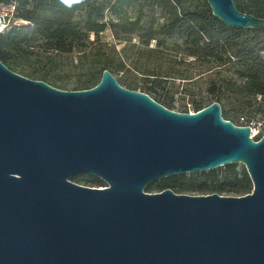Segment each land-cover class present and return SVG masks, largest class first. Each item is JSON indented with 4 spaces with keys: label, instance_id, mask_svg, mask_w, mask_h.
Wrapping results in <instances>:
<instances>
[{
    "label": "water",
    "instance_id": "water-1",
    "mask_svg": "<svg viewBox=\"0 0 264 264\" xmlns=\"http://www.w3.org/2000/svg\"><path fill=\"white\" fill-rule=\"evenodd\" d=\"M207 1L227 26L264 30L234 0ZM238 163L245 196L145 191ZM0 264H264V135L225 120L219 102L168 109L109 70L66 91L0 60Z\"/></svg>",
    "mask_w": 264,
    "mask_h": 264
},
{
    "label": "rangeland",
    "instance_id": "rangeland-1",
    "mask_svg": "<svg viewBox=\"0 0 264 264\" xmlns=\"http://www.w3.org/2000/svg\"><path fill=\"white\" fill-rule=\"evenodd\" d=\"M95 1L107 6L103 19L106 29L98 35H89L92 43L82 47L85 51L76 49L70 54L53 56L52 62L39 61L33 55L30 62L25 63L26 68L47 73L48 83L58 89L75 91L77 84L88 78L93 68H96L95 62L103 60V64L98 65L99 69L102 66L108 68L125 88L127 87L122 83L127 82L138 85L136 91L143 92L144 85L158 80L168 97L174 101V110L178 112H196L195 104L207 106L217 102L216 96L229 97L224 101L225 119L228 116L237 126H249L255 140L264 135V98L234 93L236 85L241 86L245 82L235 74L236 69L224 64V61L217 62L203 55L191 56V47L186 43L185 37L178 34L167 35L162 31L176 13L196 12L211 19V7L207 0H182L180 4L175 0ZM234 1L235 4L240 1L243 4L260 5V2L254 0ZM18 6L20 9V5ZM11 25L33 28L31 22L18 18L12 20ZM98 78L99 81L102 79V72ZM241 105L245 108L244 112L237 111ZM252 117L255 119L251 121ZM238 168L246 169L241 163H238ZM72 180L86 187H108L105 181L99 178L96 180L91 175H78ZM145 191L159 192L156 189ZM177 194L199 196L212 193L196 191ZM248 194L250 193L231 192L219 195L241 197Z\"/></svg>",
    "mask_w": 264,
    "mask_h": 264
},
{
    "label": "trees",
    "instance_id": "trees-1",
    "mask_svg": "<svg viewBox=\"0 0 264 264\" xmlns=\"http://www.w3.org/2000/svg\"><path fill=\"white\" fill-rule=\"evenodd\" d=\"M181 1L175 0L177 4ZM254 1L260 2V5L243 4L238 1L236 6L243 13L264 18V0ZM18 5L21 8H18L16 18L31 22L33 28L25 29L9 23L6 30L0 33V60L12 71L31 79L49 82L47 73L26 68L25 63H29L33 55H36L39 61L52 62L53 56L70 54L76 49L85 51L82 47L92 43L89 41V35H98L106 29L103 19L107 6L95 0H81L80 3L71 5L66 4L64 0H18ZM210 11L212 12V9ZM210 17L212 20L196 12L176 13L162 31L167 35L178 34L185 37L186 43L191 47L190 55L193 57L203 55L234 67L235 74L245 80L243 85H236L237 88L234 90L236 95L244 93L264 98V39L261 37H264V30L229 27L214 16L213 12ZM98 62H95L96 68H93L89 77L77 84L75 90L91 89L101 81L98 78L99 74L102 72L103 75V71L108 68L102 66V69H99L98 65L103 64V60ZM122 84L131 90L138 89V85L134 86L127 82ZM142 91L166 108L175 109L174 101L168 97L158 80L152 81L150 85H144ZM227 98L229 97L215 98V101L221 104L222 112L226 109L224 101ZM207 106L195 104L194 109L199 111ZM244 110V106L241 105L237 111ZM223 118L225 119L224 116ZM226 118L232 121L230 117ZM254 119L255 117H252L251 121ZM189 175L171 176L151 183L146 189H156L159 192L172 189L177 193L198 191L212 194L231 192L247 194L253 190V183L247 170L239 169L238 164Z\"/></svg>",
    "mask_w": 264,
    "mask_h": 264
},
{
    "label": "built area",
    "instance_id": "built-area-1",
    "mask_svg": "<svg viewBox=\"0 0 264 264\" xmlns=\"http://www.w3.org/2000/svg\"><path fill=\"white\" fill-rule=\"evenodd\" d=\"M18 0H0V16L3 17L4 22L8 26L12 20L17 19ZM244 120V118H243ZM251 138H253L251 133Z\"/></svg>",
    "mask_w": 264,
    "mask_h": 264
},
{
    "label": "clouds",
    "instance_id": "clouds-1",
    "mask_svg": "<svg viewBox=\"0 0 264 264\" xmlns=\"http://www.w3.org/2000/svg\"><path fill=\"white\" fill-rule=\"evenodd\" d=\"M64 2H65L66 4L71 5V4H73V3H80L81 0H64Z\"/></svg>",
    "mask_w": 264,
    "mask_h": 264
},
{
    "label": "bare ground",
    "instance_id": "bare-ground-1",
    "mask_svg": "<svg viewBox=\"0 0 264 264\" xmlns=\"http://www.w3.org/2000/svg\"><path fill=\"white\" fill-rule=\"evenodd\" d=\"M6 27H7V26H5V24L2 23V24L0 25V33H2V32L6 29ZM252 135H254V134H253V130H252Z\"/></svg>",
    "mask_w": 264,
    "mask_h": 264
}]
</instances>
